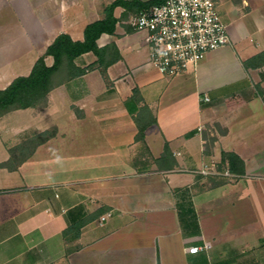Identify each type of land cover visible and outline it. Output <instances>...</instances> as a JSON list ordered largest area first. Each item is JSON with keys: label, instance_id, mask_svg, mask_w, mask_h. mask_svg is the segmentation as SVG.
<instances>
[{"label": "crops", "instance_id": "0c3cea01", "mask_svg": "<svg viewBox=\"0 0 264 264\" xmlns=\"http://www.w3.org/2000/svg\"><path fill=\"white\" fill-rule=\"evenodd\" d=\"M111 1L0 0V88L27 75L59 33L83 39ZM215 1L230 43L195 68L161 73L130 14L97 40L121 54L107 78L95 68L59 79L46 106L0 116V162L26 132L56 129L14 169L0 167V264H264V63L244 66L264 51V0ZM19 21L28 34L13 35ZM30 48L38 55L25 60ZM95 59L85 52L76 63ZM144 105L157 122L141 141ZM166 142L173 165L157 161ZM223 150L244 160L243 175H226V163L199 172L212 160L218 168Z\"/></svg>", "mask_w": 264, "mask_h": 264}, {"label": "trees", "instance_id": "16d2710c", "mask_svg": "<svg viewBox=\"0 0 264 264\" xmlns=\"http://www.w3.org/2000/svg\"><path fill=\"white\" fill-rule=\"evenodd\" d=\"M164 0H112L104 7V16L89 22L84 29L83 39H73L69 33L61 32L46 47L45 51L35 60L31 71L27 75L16 76L6 87L0 88V116L14 110L29 107L42 108L48 103V94L58 83L59 79H71L73 77L85 74L92 69H99L102 75L107 78V68L121 58L119 49L115 43L105 46L98 44V38L102 33L113 34L117 23L126 19L130 14L138 13L148 9L155 4H160ZM122 7L123 11L119 16L115 14V9ZM93 52L96 55L94 62L85 66L76 63V58L85 52ZM53 57V63H46V56ZM264 63V51L244 60V66L247 68L252 65H261ZM258 93L264 100V86L256 84ZM140 99L139 90L134 89L132 96L126 100V105L132 113L136 109L131 107V101ZM143 117L136 115L138 132L136 140L145 139V131L149 125L156 123V117L151 109L144 105ZM56 132L55 128L46 129L42 132H26L22 140L10 148L11 156L7 161L0 162V167L14 169L18 163L28 154H31L40 143L52 137ZM171 154L170 147L166 142L164 150L158 162L173 165L169 160ZM21 157L15 159V157ZM227 164L229 170L238 175L245 173L244 160L234 151H225L221 153V160L218 163V169H222ZM82 221L76 225L81 226Z\"/></svg>", "mask_w": 264, "mask_h": 264}, {"label": "built area", "instance_id": "2783aa9c", "mask_svg": "<svg viewBox=\"0 0 264 264\" xmlns=\"http://www.w3.org/2000/svg\"><path fill=\"white\" fill-rule=\"evenodd\" d=\"M129 23L135 30L147 33L150 62L169 76L195 68L209 51L230 43L227 25L215 0H164L132 14ZM205 100L209 97L205 96ZM199 172H219L217 162L203 163ZM224 173L231 175L228 168ZM110 215V211L106 212L102 220ZM202 248L191 246L190 250Z\"/></svg>", "mask_w": 264, "mask_h": 264}, {"label": "rangeland", "instance_id": "374dc122", "mask_svg": "<svg viewBox=\"0 0 264 264\" xmlns=\"http://www.w3.org/2000/svg\"><path fill=\"white\" fill-rule=\"evenodd\" d=\"M18 1V4H19V6L20 7H24V6H26V5H30L29 3H30V0H17ZM23 9V8H22ZM25 10V9H24ZM26 12L27 11H24V13H25V15H27L26 14ZM22 13V12H21ZM4 14L6 15V19H9V20H11V16H9L8 15V13L7 12H4ZM132 15V14H131ZM27 29H30V28H28V27H26V26H23L22 25V23L19 21L18 22V25H16L15 26V24L13 23V35H16L17 34V32L19 33V34H21L22 32H25L26 34H28V30ZM38 52H37V48H34V49H29V50H27V52H26V54H24V56H23V58L26 60L27 58L28 59H30V57L32 56V55H36V57H37V54ZM4 121H6V122H10L11 124H13V123H16V122H18L19 121V118H17V117H6V119H4Z\"/></svg>", "mask_w": 264, "mask_h": 264}]
</instances>
